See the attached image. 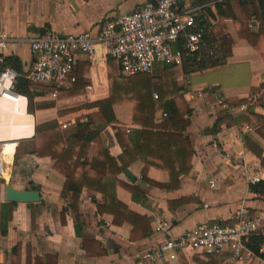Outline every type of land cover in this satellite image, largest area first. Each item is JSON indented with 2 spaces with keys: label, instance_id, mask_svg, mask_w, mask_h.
<instances>
[{
  "label": "crops",
  "instance_id": "crops-1",
  "mask_svg": "<svg viewBox=\"0 0 264 264\" xmlns=\"http://www.w3.org/2000/svg\"><path fill=\"white\" fill-rule=\"evenodd\" d=\"M149 1L0 0V31L14 38L44 34L96 37L105 20L130 14ZM241 1L215 0L198 6L202 7L196 14L198 24L206 26L218 42L229 41L231 54L221 67L189 77H184L180 70L177 84L182 86L187 82L189 87L184 100L191 110L190 115L182 116L183 135L190 140L193 150L188 174L170 180L168 173L160 168L159 161L148 158L146 168L143 163L135 162L119 176L123 184L137 188L146 198L145 204H140L132 199L128 190L122 187L116 190V199L147 221V235L140 239L130 240V225L114 226L110 215L97 213L96 205H102L103 199L94 191L81 192L78 216L68 210L63 223L61 213L70 197L65 200L60 197L65 178L54 169L52 160V155L61 150L36 152V128L51 122L57 124L64 138L79 131L85 136L97 134L114 159L125 151L116 140L114 127L124 130L126 143L131 146L138 143L136 131L140 128L132 124L131 105L113 107L116 125H108L96 107H86L108 97L107 58L102 57L101 49L97 48L98 61L95 64L89 63L85 56L77 58L75 73L86 78L89 81L87 86L91 87L89 92L84 89L83 95L53 97L49 86L30 85L24 79L18 84L17 79L15 85L25 84L31 93L32 112L28 111L26 96L15 91L0 96V109H3L0 110V117H3L0 118V205L7 204L4 199L6 185L20 191H35V187L40 198L36 204H14L7 234L3 237L0 233V264H10L11 250L17 244L22 245V264L25 245L31 248L32 264L35 256L43 258L47 255L54 256L57 264H135L140 254L158 246L166 238L153 233L155 220L169 222V235L176 238L199 224L233 226L237 222L234 219L236 213L242 209L246 211L242 219L257 220V235L264 238V194L260 188L256 192L251 190L264 182V165L245 146V140L250 141L264 159V138L253 128L233 122L222 124L215 134L212 132L224 113L236 120L244 116L247 108H252L257 116L264 118V63L239 37L240 33L244 35L246 28L256 34L259 21L252 18L253 5L249 3L243 7ZM254 3L259 12H264V0H254ZM177 7L182 11L195 6L192 0H178ZM3 57L15 59L22 76L33 63L27 44H11ZM161 67L156 64L152 74L158 73ZM7 70L15 73L12 69ZM218 94L225 103L227 100L243 101L244 110L239 109L241 106L232 107L234 113L231 114L219 104ZM164 117L163 112H156L145 120V126L156 131ZM62 125H66V129H62ZM94 150V144L89 139L84 140L75 164L83 160L90 162ZM183 160L182 166H187V158ZM173 163V169L178 170L177 160L173 159ZM254 177L259 182L251 184ZM144 229L145 225L141 226L140 232L143 233ZM84 239L99 242L106 255H87L82 248ZM229 257V249L224 248L218 255L180 253L175 261L161 260L158 264H222ZM241 264H264V260L253 253Z\"/></svg>",
  "mask_w": 264,
  "mask_h": 264
},
{
  "label": "trees",
  "instance_id": "trees-1",
  "mask_svg": "<svg viewBox=\"0 0 264 264\" xmlns=\"http://www.w3.org/2000/svg\"><path fill=\"white\" fill-rule=\"evenodd\" d=\"M215 0H192L193 6L198 7ZM249 3L253 5L254 13L252 18L259 21V30L256 34L249 32L246 28L244 35L239 37L255 51L264 63V12L256 9L254 0H242L241 6L246 7ZM205 50L198 54H188L184 57L182 68L175 66H162L158 73L138 74L134 76H122L119 74L116 62L107 58L106 79L108 87V97L101 101L93 102L86 107H96L100 115L108 125H116L113 114L115 105L129 104L132 106V124L140 128L137 130L138 143L134 146L125 142L124 130L114 127L117 142L123 146L125 151L117 158H112L100 136L95 133H88L86 136L77 134L69 135L64 138L56 123H46L36 128L35 140L37 143L36 152L61 150L52 155L54 169L65 178V183L61 191V199L65 200L68 196L70 202L63 209L61 219L64 223V215L68 210L78 216L79 198L83 190L94 191L102 196L103 204L96 205L99 215L108 214L112 217L114 226L128 224L132 227L130 240L145 237L148 232V225L145 218L130 212L126 206L116 199V190L122 187L131 193L132 199L140 204H145L146 198L140 195V191L132 186L123 184L119 176L127 171L131 164L141 162L145 168L147 159L152 158L159 161L160 168L166 171L170 180L186 176L190 169V161L193 150L190 140L183 135L185 125L182 120L183 115H190L191 110L184 100V93L188 92V84L184 82L178 86L177 79L180 70L184 77L209 69L221 67L226 63L230 56L231 43L229 41L218 42L211 34L204 36ZM7 68L12 69L18 76H22L21 69L18 68L15 59H4L1 65L2 73ZM75 82L67 83L66 87L58 91V98L75 97L84 94V89L89 81L82 75L75 73ZM52 91V88L48 89ZM14 91L28 98V111L32 112V96L25 84L15 85ZM157 96V100L153 99ZM230 108L241 106L244 102H231L227 100ZM163 112L165 115L162 122L156 127V131H151L145 126V120L153 117L154 113ZM233 122L235 124H245L264 138V118L257 116L252 108H247L244 116L233 120L224 113L213 127L215 134L222 124ZM89 139L95 147L92 160L80 161L75 164L76 155L84 140ZM245 146L249 149L264 165L261 151L252 146L250 141L245 140ZM187 158V166H182V160ZM173 159L177 160L178 170H174ZM184 161V160H183ZM186 167V168H185ZM144 176V173H143ZM264 194V182L252 187L251 190L259 191ZM33 190H38L33 187ZM14 204L0 205V233L6 236L7 225L12 220ZM220 224V223H219ZM145 225L143 233L140 232L141 226ZM222 225V224H220ZM139 234V235H137ZM248 248L257 256L264 260V256L258 250L264 243V238L252 235L249 238ZM82 248L87 255L105 256L106 251L100 243L94 240H83ZM25 259L23 264H32L31 248L24 247ZM22 245L17 244L11 250L10 264L21 263ZM34 264H57L54 256L47 255L43 258L35 256Z\"/></svg>",
  "mask_w": 264,
  "mask_h": 264
},
{
  "label": "built area",
  "instance_id": "built-area-1",
  "mask_svg": "<svg viewBox=\"0 0 264 264\" xmlns=\"http://www.w3.org/2000/svg\"><path fill=\"white\" fill-rule=\"evenodd\" d=\"M177 4L178 0H151L130 14L105 20L96 37L44 34L14 38L0 31V64L11 44H27L33 58L32 66L24 76L9 73L7 69L0 73V96L13 92L15 81L22 77L30 85L49 86L55 97L67 83L75 82L78 56H85L89 63L95 64L98 61L97 48L101 49L102 57L116 62L122 76L151 74L156 64L182 68L185 56L205 50L203 38L209 34V29L197 22L196 14L202 7L180 11ZM85 90L89 92L91 87L87 86ZM153 99L157 100V96L153 95ZM217 99L224 109L234 113L220 94ZM239 109L244 110V107ZM66 127L61 126L62 129ZM258 182L256 177L251 179V184ZM210 187H213L212 183ZM244 214L243 209L236 213L234 219L237 222L233 226L199 224L176 238L169 235V222L155 220L153 233L166 238L158 246L140 254L135 264H158L161 260L173 262L180 253L218 255L224 248L229 249L230 257L222 264L245 263L253 256L246 244L250 236L259 233V223L257 220H243ZM258 253L264 255V245Z\"/></svg>",
  "mask_w": 264,
  "mask_h": 264
},
{
  "label": "water",
  "instance_id": "water-1",
  "mask_svg": "<svg viewBox=\"0 0 264 264\" xmlns=\"http://www.w3.org/2000/svg\"><path fill=\"white\" fill-rule=\"evenodd\" d=\"M1 70V64H0ZM24 82L22 77L18 78V84ZM4 199L5 202L10 204H36L39 202V192L30 190H16L9 185L4 188Z\"/></svg>",
  "mask_w": 264,
  "mask_h": 264
},
{
  "label": "bare ground",
  "instance_id": "bare-ground-1",
  "mask_svg": "<svg viewBox=\"0 0 264 264\" xmlns=\"http://www.w3.org/2000/svg\"><path fill=\"white\" fill-rule=\"evenodd\" d=\"M11 100V99H10ZM10 104H11V102H9ZM6 104V103H5ZM1 108V107H0ZM0 110H3V109H0ZM2 111H0V113H1ZM18 112V111H17ZM11 113V112H10ZM1 118V117H0ZM3 118V117H2ZM1 118V119H2ZM14 118V117H13ZM23 118V117H22ZM4 122V121H3ZM5 122H7V121H5ZM6 132V131H5ZM12 134H14V133H12ZM15 136V135H14Z\"/></svg>",
  "mask_w": 264,
  "mask_h": 264
}]
</instances>
